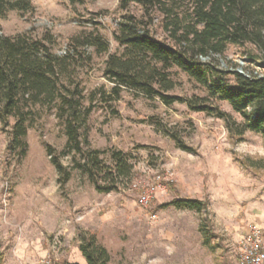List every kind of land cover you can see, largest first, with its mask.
Returning <instances> with one entry per match:
<instances>
[{"label":"rangeland","instance_id":"rangeland-1","mask_svg":"<svg viewBox=\"0 0 264 264\" xmlns=\"http://www.w3.org/2000/svg\"><path fill=\"white\" fill-rule=\"evenodd\" d=\"M31 3L30 14L11 12L0 20V36L26 33L70 63L81 105L90 109L78 114L81 152L69 148V154H62L67 138L55 108H35L24 147L13 148L11 143L13 119L4 128L0 123V264H86L78 250L80 232L95 237L108 252L109 264H236L238 242L246 229L264 230L262 136L248 131L234 136L224 120L194 111L185 102L166 106L156 97L126 90L115 101H102L97 90L110 88L102 77L107 54L123 50L113 34L125 13L141 17L139 7L121 11L119 0ZM90 32L101 35L109 50L96 54L91 47L79 48L91 57L85 66L69 40ZM151 34L170 45L158 19ZM253 54L250 45H229L222 57L201 60L224 71L264 76V65L252 59ZM171 77L175 86L170 95L208 99L206 89L179 70L171 69ZM207 103L242 123L227 103ZM175 137L185 149L178 147ZM92 151L104 152L99 156V167H104L99 183L106 168L113 166L114 153L122 154L130 169L128 176L109 182L114 189L108 193L97 192L79 168L82 153ZM157 177L163 190L146 209L138 207V189L152 185ZM132 184L136 188L131 189ZM173 199L203 201L206 209L168 205Z\"/></svg>","mask_w":264,"mask_h":264},{"label":"trees","instance_id":"trees-1","mask_svg":"<svg viewBox=\"0 0 264 264\" xmlns=\"http://www.w3.org/2000/svg\"><path fill=\"white\" fill-rule=\"evenodd\" d=\"M94 1L68 0L70 5ZM130 5L139 7L142 14L138 18L125 13L118 23L113 38L123 48L121 54H107L108 43L98 33H82L69 40L71 50L85 66H89L91 57L80 53L79 48L91 47L96 54H107L102 77L110 88L108 92L104 87L97 90L102 101H115L126 90L156 97L166 106L185 102L194 111L209 112L224 120L234 136L240 137L248 131L264 139V76L224 71L212 62L201 60L222 57L229 45H250L255 50L251 58L264 65V0H119L121 11H127ZM32 11L31 0H0V20L11 12L30 14ZM156 19L170 45L152 36L151 26ZM69 65L66 60L55 57L40 39L26 33L0 36V123L4 128L13 119V148L25 146L35 108L52 107L56 109V116L64 120L67 143L62 154H69V148L81 152L78 114L81 110L88 111L90 106L82 107L83 97L78 84L74 85ZM173 68L203 86L208 99L183 100L170 95L175 86L171 77ZM228 76L233 78L232 82H228ZM73 85L74 89H70ZM210 99L227 103L242 123H235L227 113L211 106L207 103ZM174 140L178 147L185 149L178 138ZM103 153H82L79 168L97 192L108 193L114 189L109 182L117 176H128L130 169L122 154L114 153V164L106 168L99 183V174L104 170L99 167V156ZM51 162L62 170L56 157ZM93 168L98 169L95 172ZM168 205L195 211L206 209V203L196 199H173ZM206 224L210 226L209 221ZM77 240L86 264H109L108 252L94 236L80 232Z\"/></svg>","mask_w":264,"mask_h":264},{"label":"built area","instance_id":"built-area-1","mask_svg":"<svg viewBox=\"0 0 264 264\" xmlns=\"http://www.w3.org/2000/svg\"><path fill=\"white\" fill-rule=\"evenodd\" d=\"M136 188L132 184L131 189ZM163 190L160 178L152 185L138 189L137 206L146 209L155 196ZM236 264H264V230L257 226H249L240 238L235 255ZM42 264H55L50 260Z\"/></svg>","mask_w":264,"mask_h":264},{"label":"crops","instance_id":"crops-1","mask_svg":"<svg viewBox=\"0 0 264 264\" xmlns=\"http://www.w3.org/2000/svg\"><path fill=\"white\" fill-rule=\"evenodd\" d=\"M81 254V253H80ZM80 259L82 260L83 259V257H82V255H80ZM84 260V259H83ZM85 261V260H84ZM69 263V262H68ZM74 263H76V264H81L80 262H74Z\"/></svg>","mask_w":264,"mask_h":264},{"label":"water","instance_id":"water-1","mask_svg":"<svg viewBox=\"0 0 264 264\" xmlns=\"http://www.w3.org/2000/svg\"><path fill=\"white\" fill-rule=\"evenodd\" d=\"M236 72L239 73V74H242V73L240 72V70H237Z\"/></svg>","mask_w":264,"mask_h":264}]
</instances>
